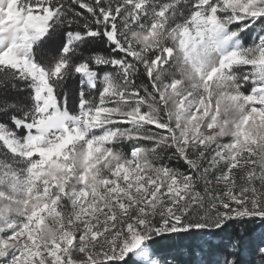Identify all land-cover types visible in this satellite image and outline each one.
Wrapping results in <instances>:
<instances>
[{
  "label": "snow or ice",
  "instance_id": "1",
  "mask_svg": "<svg viewBox=\"0 0 264 264\" xmlns=\"http://www.w3.org/2000/svg\"><path fill=\"white\" fill-rule=\"evenodd\" d=\"M0 264H264V0H0Z\"/></svg>",
  "mask_w": 264,
  "mask_h": 264
},
{
  "label": "trees",
  "instance_id": "2",
  "mask_svg": "<svg viewBox=\"0 0 264 264\" xmlns=\"http://www.w3.org/2000/svg\"><path fill=\"white\" fill-rule=\"evenodd\" d=\"M24 96H26V93L20 95L19 99L21 100V102H23ZM258 230L259 226L256 227L254 235H259V233H257ZM195 238L197 237H185L183 239H176L168 243L169 246H171L175 251L186 252L196 246Z\"/></svg>",
  "mask_w": 264,
  "mask_h": 264
},
{
  "label": "rangeland",
  "instance_id": "3",
  "mask_svg": "<svg viewBox=\"0 0 264 264\" xmlns=\"http://www.w3.org/2000/svg\"><path fill=\"white\" fill-rule=\"evenodd\" d=\"M261 229L259 228V230L257 231V233H260ZM195 243L196 245H198L200 243L199 239L198 238H195Z\"/></svg>",
  "mask_w": 264,
  "mask_h": 264
}]
</instances>
